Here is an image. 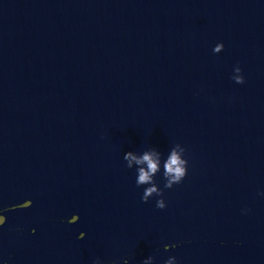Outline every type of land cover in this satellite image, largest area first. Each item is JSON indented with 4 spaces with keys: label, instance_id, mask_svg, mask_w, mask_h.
<instances>
[{
    "label": "water",
    "instance_id": "1",
    "mask_svg": "<svg viewBox=\"0 0 264 264\" xmlns=\"http://www.w3.org/2000/svg\"><path fill=\"white\" fill-rule=\"evenodd\" d=\"M0 210L3 264H264V0L58 1L0 59Z\"/></svg>",
    "mask_w": 264,
    "mask_h": 264
},
{
    "label": "clouds",
    "instance_id": "2",
    "mask_svg": "<svg viewBox=\"0 0 264 264\" xmlns=\"http://www.w3.org/2000/svg\"><path fill=\"white\" fill-rule=\"evenodd\" d=\"M223 48V43L217 42L212 47V53L219 54L222 52ZM234 70L235 75H232L231 79L236 84H242L244 80L241 75L240 67L234 66ZM182 153L183 150L177 151L175 147L169 148L166 154H162L154 147H148L139 153L135 151H127L123 153L122 159L124 161V167L134 172V184L137 187H142V192L140 194L141 202H147L155 197V207L157 209L165 208V201L162 197L163 189H169L173 185L179 184L186 175L187 160ZM157 174H159L162 181V186H158L154 179ZM29 203L30 202L28 201L27 204L29 205ZM24 204L18 205V207L26 208L23 207ZM4 222L5 217L0 215V225H3ZM83 235H78L79 238L77 236V239H80ZM167 250L168 245H165L164 251ZM0 264H3V262L0 261ZM92 264H102V262L98 258H94ZM122 264H128V261L123 260ZM142 264H152V257L149 256L144 259ZM165 264H176L175 257L169 256L165 260Z\"/></svg>",
    "mask_w": 264,
    "mask_h": 264
},
{
    "label": "snow or ice",
    "instance_id": "3",
    "mask_svg": "<svg viewBox=\"0 0 264 264\" xmlns=\"http://www.w3.org/2000/svg\"><path fill=\"white\" fill-rule=\"evenodd\" d=\"M29 205L28 204H24L23 207H28Z\"/></svg>",
    "mask_w": 264,
    "mask_h": 264
}]
</instances>
